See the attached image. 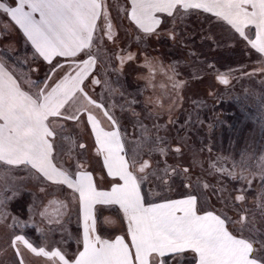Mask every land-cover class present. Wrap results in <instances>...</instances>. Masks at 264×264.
<instances>
[{"label": "rangeland", "instance_id": "rangeland-1", "mask_svg": "<svg viewBox=\"0 0 264 264\" xmlns=\"http://www.w3.org/2000/svg\"><path fill=\"white\" fill-rule=\"evenodd\" d=\"M104 3L112 39L96 32L97 67L86 89L118 122L138 177L148 176L144 195L157 201L196 196L200 213L226 217L227 227L264 256V56L210 16H163L146 34L129 18L131 0ZM16 48L0 54L33 91L29 81H43L50 66L34 58L20 35ZM58 133L56 160L74 169L85 158L82 129L68 122ZM41 183L30 169L0 166V195L10 198L0 212V264H20L26 249L11 246L18 232L31 227L40 237L45 231L37 215Z\"/></svg>", "mask_w": 264, "mask_h": 264}, {"label": "snow or ice", "instance_id": "snow-or-ice-1", "mask_svg": "<svg viewBox=\"0 0 264 264\" xmlns=\"http://www.w3.org/2000/svg\"><path fill=\"white\" fill-rule=\"evenodd\" d=\"M201 11L211 13L251 48L264 53V0H131L128 15L140 30L151 34L161 23L158 13L175 19ZM0 13L18 26L34 49V58L50 66L44 81H29L35 88L30 93L23 90L20 82L27 77L18 76L0 59V166L30 169L38 177L65 185L78 194L83 225V250H78L71 259L60 249L49 251L33 246L23 235L11 240L18 253L22 245L53 264H160L155 258L167 254L176 264H185L184 253L191 251L195 254L192 264H264V256L257 255L251 239L237 237L226 229V217L212 211L198 214L196 196L161 203L144 202L141 185L148 176L137 177L131 170L118 122L83 87L95 64L91 51L94 34L103 30L112 39L104 0H9L0 2ZM98 20L103 23L102 29ZM249 27H254L255 32H246ZM82 55L87 58L80 59ZM58 58H63V62ZM218 79L228 83L226 76L220 75ZM89 105L103 111V116L112 123L110 130L101 127ZM84 113L98 145L97 155L103 156V166L108 176L114 178L108 191L98 190L92 173L82 170L79 162L75 172L55 163L59 133L49 118L79 121ZM147 167L145 161L139 172L144 173ZM15 195L14 192L13 198ZM7 199L10 198L0 195V212ZM97 205L119 207L128 222L130 245L121 236L108 240L95 234ZM260 243L264 250V241Z\"/></svg>", "mask_w": 264, "mask_h": 264}, {"label": "crops", "instance_id": "crops-1", "mask_svg": "<svg viewBox=\"0 0 264 264\" xmlns=\"http://www.w3.org/2000/svg\"><path fill=\"white\" fill-rule=\"evenodd\" d=\"M0 2L8 3L9 0H0ZM195 13L203 17L210 16L213 19H217L211 13H203L202 11ZM2 15L4 16L3 18ZM157 16L160 19H162L161 17L167 16V14L158 13ZM97 23L102 29L103 28L102 22L98 20ZM5 25H7L8 27L5 28ZM245 31L246 32L251 31L252 33H254L255 29L254 27H249L246 28ZM99 32H102V30H99ZM19 35L25 39L22 32L19 30L18 26H15L14 23L10 20V18L6 14L0 13V50L4 49L10 52L16 50L17 49L16 46L19 43ZM94 35H96V33ZM14 36H17L18 41L17 40L14 41L13 39L11 40L8 39ZM245 43L248 45L247 41H245ZM2 44H4V47H1ZM251 49L256 51L253 48ZM260 54L264 56V53H260ZM86 58L87 57H80V59H86ZM0 59H3V61L6 62L10 70L16 72L12 63L4 60L1 54H0ZM58 59H60L63 62V58H58ZM38 60L42 62V65L44 64L42 59H38ZM96 67L97 66L95 61V64L92 67L88 75V78L85 80L83 85L86 92H87L86 81L96 71ZM56 78L57 77H54L53 79ZM20 82L24 91L30 93L35 91V88L34 89L32 88L33 91H31L28 89V87L24 86L22 81ZM88 96L91 97L89 94ZM88 107L89 110L92 112V114L95 115L96 118L101 121V127H103L105 130H110L112 128L111 121H109L106 117L103 116L102 110L96 109L94 106L91 105H89ZM103 110L107 111L104 106H103ZM49 120L51 122V126L55 128L57 132H59V130H62V128L60 127L61 125L64 126L68 122H74L76 126L82 129L84 138L82 136V139L80 138L79 140L80 143L79 148L85 153V158L83 159V161L79 162L80 165L82 166V170H86L92 173L94 183L96 184L98 190H104V191L110 190L114 182V178L108 176L107 169L103 166V156L97 155L98 145H96L95 136L92 134L91 126L87 123V113L82 114L81 119L79 121H65L61 118H52V117H50ZM119 131L121 134V141L125 147L124 135L120 129ZM58 139H59V135L57 137V141ZM81 145H83V147H80ZM55 150L56 148L54 149V155H55ZM125 158L128 159L126 151H125ZM70 160L72 159H69V161ZM55 163L58 166L68 169L71 172L76 171L77 164H75L74 169H71L67 165L59 162L58 160H55ZM131 170L134 172L135 175H137L133 167H131ZM36 175L38 177V174ZM38 178L42 181V183L37 188L38 190H36L37 194H39L40 196V201H39L40 207L38 209L37 215L39 219L42 221L41 226L45 231H40L42 233V236L36 239V241L27 237V235L24 234L23 232L20 233L18 232L17 235L25 236V238L28 239L33 244V246L36 247H44L46 250L49 251L53 249H60L63 253L66 254L67 259H71L74 256V254L78 252V250L79 251L83 250V245H82L83 225L80 218L78 194L72 193V191L68 189L65 185H59L52 183L51 181H46L44 180L43 177H38ZM41 189H43V191H41ZM141 194L144 197V202L146 204L161 203L167 200L166 198H165L166 200H162V201L147 199L142 190V186H141ZM178 199L170 198L168 200H178ZM96 209L97 211L95 213L96 215L95 234L100 236L102 239H108V240H115L117 236H121L124 237L125 243H128L130 245L131 237L128 235V222L126 218L123 216L122 211L119 210V207L112 206L111 208H105L103 206L97 205ZM198 214H204V212L200 213V211L198 210ZM225 227L233 235L237 237H243L233 233L227 227L226 224ZM49 230L52 232V234H50ZM70 247L73 248L70 249ZM20 248L23 251L24 247L22 245L20 246ZM132 250L134 251V249ZM194 255L195 254L192 253L191 251H186L184 253V257H187V259L185 260V264H192ZM155 259H158L160 261V264H164L165 260H167V264H176V261L174 259H169L167 254L165 257H156ZM181 259H183V257H181ZM189 259H191L190 262ZM20 264H53V262L46 257L37 256L31 251L26 249V252H23L22 258L20 259Z\"/></svg>", "mask_w": 264, "mask_h": 264}, {"label": "trees", "instance_id": "trees-1", "mask_svg": "<svg viewBox=\"0 0 264 264\" xmlns=\"http://www.w3.org/2000/svg\"><path fill=\"white\" fill-rule=\"evenodd\" d=\"M239 123H240V121H238ZM237 122V124L236 125H234V129H233V131L234 132H238L239 131V123ZM230 132H231V130H230ZM234 132H233V134H234ZM31 229H33V228H29V229H25L26 230V232H25V230H24V233L27 235V237H29L30 239H32V240H34V241H36V239H38L39 238V236L36 234V232H34V231H32Z\"/></svg>", "mask_w": 264, "mask_h": 264}]
</instances>
